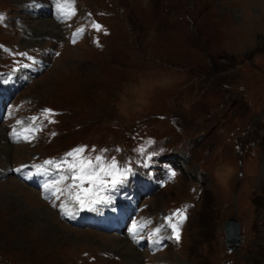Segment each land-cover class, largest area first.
I'll use <instances>...</instances> for the list:
<instances>
[{"label":"rangeland","instance_id":"1","mask_svg":"<svg viewBox=\"0 0 264 264\" xmlns=\"http://www.w3.org/2000/svg\"><path fill=\"white\" fill-rule=\"evenodd\" d=\"M42 1L0 0V70L17 68L12 46L44 58L29 82L21 68L0 77L39 123L35 143L12 144L23 126L0 119V264H264V0ZM77 148L130 172L120 186L130 202L141 186L136 217L183 212L179 241L150 254L73 227L7 173L37 154L71 162ZM17 186L46 216L26 213ZM228 217L241 226L232 251Z\"/></svg>","mask_w":264,"mask_h":264},{"label":"snow or ice","instance_id":"2","mask_svg":"<svg viewBox=\"0 0 264 264\" xmlns=\"http://www.w3.org/2000/svg\"><path fill=\"white\" fill-rule=\"evenodd\" d=\"M67 2H69V0H66V3ZM0 19H3V17H0ZM92 27L97 31L101 29V25L95 23ZM45 113L50 115L51 110H45ZM35 119V117L32 118L33 121ZM25 139H27V136H25ZM84 151V148H77L69 152L67 156L72 157V161L68 162L67 160H62L60 164L56 165V168L59 169L62 165L66 164L67 172L71 175H59L58 179L54 181L53 184H46L45 188L53 194L56 192H60L62 195L66 194L69 199L73 200L81 208H88L97 204L107 203V200L101 195L109 185V181L105 180V177H110V184L112 187H115V185L121 183L120 178L127 174V170L121 171L115 159L106 165L104 163V157L99 155L94 158V161L91 158H83L82 154ZM45 163L50 164L51 161H46ZM172 175L174 176L175 173L173 172ZM69 179L71 183L66 185L63 191L55 187L56 184L63 183ZM85 184L88 186L85 187ZM173 216L179 219L177 222H172L171 218H168L169 226L175 234V239L179 241V224H182L187 217L180 210L174 213Z\"/></svg>","mask_w":264,"mask_h":264},{"label":"water","instance_id":"3","mask_svg":"<svg viewBox=\"0 0 264 264\" xmlns=\"http://www.w3.org/2000/svg\"><path fill=\"white\" fill-rule=\"evenodd\" d=\"M224 234L225 241L228 249L233 250L235 246H237L241 241V226L237 219L234 217H228L224 221Z\"/></svg>","mask_w":264,"mask_h":264},{"label":"bare ground","instance_id":"4","mask_svg":"<svg viewBox=\"0 0 264 264\" xmlns=\"http://www.w3.org/2000/svg\"><path fill=\"white\" fill-rule=\"evenodd\" d=\"M40 2L42 1V0H39ZM43 2V1H42ZM44 3V2H43ZM47 17V15L46 14H43L42 15V18H46ZM47 19H40V22H42V24H41V26L42 25H45V24H47V22H45ZM36 22V21H35ZM38 22V21H37ZM52 24V23H51ZM45 27V26H44ZM18 185V184H17ZM19 186V185H18ZM17 186V190H16V195H18L20 192H22L21 194L22 195H25V194H27L28 195V201L26 202V204H27V206H28V208L25 210L26 211V213H28V211H30V213L31 214H34L32 211H34V209H36L35 211H36V214H37V216H39L38 214H42V216L43 215H45V212H43V208H42V206H43V202H41L40 200H38V198H37V195H35L34 193H31V192H27L25 189H24V187L22 188H19ZM10 194V195H9ZM8 195L9 196H12L11 194L12 193H9ZM8 198V197H7ZM12 199L13 200H15V201H17L18 202V196L17 197H13L12 196ZM11 202V201H10ZM29 202H30V204H29ZM15 203V202H14ZM33 203H37V207H35L34 208V204ZM18 204V203H17ZM46 216V215H45ZM41 217V216H40ZM43 218V217H42ZM124 242V241H123ZM122 242V243H123ZM124 244H125V242H124ZM127 248V247H126ZM130 248V247H129ZM120 249V248H119ZM123 250V249H122ZM126 252H127V250H126ZM128 253V252H127ZM133 255V254H132ZM139 256V255H138ZM132 261V260H131Z\"/></svg>","mask_w":264,"mask_h":264}]
</instances>
